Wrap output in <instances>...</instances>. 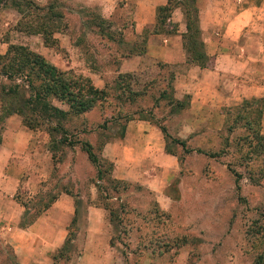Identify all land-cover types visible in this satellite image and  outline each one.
Wrapping results in <instances>:
<instances>
[{
    "label": "rangeland",
    "instance_id": "rangeland-1",
    "mask_svg": "<svg viewBox=\"0 0 264 264\" xmlns=\"http://www.w3.org/2000/svg\"><path fill=\"white\" fill-rule=\"evenodd\" d=\"M10 1L0 0V44L10 42L39 48L40 36L25 32H29L27 27L32 22V16L27 14H31V10H25L21 16L12 8ZM29 1L42 9L41 15L50 9L52 12L46 16L51 14L61 18L56 32L51 34L56 44L47 47L51 56L49 60L59 70L70 71L74 75L86 77L85 74L93 70L105 75L104 79H93L91 82L93 86H105L108 94L89 113L64 126L69 133L66 139L75 144L71 147L58 144L52 152L51 180L42 182V189L32 198L23 190H18L17 201L25 205L29 213L41 211L55 191L69 189V192L76 193L79 188L74 187L71 178L79 184L77 180L84 177V188L92 184L96 190L93 204L106 207L109 211L106 210L111 232L109 243L116 251H121L117 257L122 256V264H264V180L258 186H252L247 181L249 168L255 174L258 161L252 154H248V158L243 157L248 153L241 140L246 135L243 123H231L236 111L228 113L227 123H181V117L170 115L164 102L156 104L155 97L151 96L164 87L169 68L157 72L145 65L135 73L127 74L128 77L116 80V59L118 54L124 56L127 51L117 44L125 38L122 30L129 28L131 20L130 13L124 14V18L118 17L109 7H115L124 0ZM178 1L172 0V3ZM211 2L215 3L216 9L222 10V15H219L222 23L231 17L233 10L254 8L249 29L256 37L264 36V0ZM186 3L191 10L193 7ZM227 8L229 14H226ZM88 13L108 15L109 19L100 20L106 36H100L98 29L88 30L89 25H85ZM204 38L205 34L202 40ZM104 41L113 43L109 46V62L101 56V43ZM65 43L78 47L72 52L73 56L69 49L65 50ZM139 43L136 44V51L141 49ZM98 49L99 59L104 62L93 61V56H87V53L91 55V51L98 54ZM108 75L110 77H106ZM115 82L120 90L111 91ZM4 83L0 77V85ZM53 104L57 105L56 102ZM139 117L165 129L167 138L163 139L164 144L178 161L179 170L166 188V194L174 202L166 213L157 210L148 193L137 185L132 187L140 190V196H129L119 203L121 193L130 191V185L123 190L122 184H109L106 181L110 172L107 171V164H100L98 169L104 172V176L102 181L97 180V168L87 160L76 143L89 142L100 159L99 146L104 141L118 138L128 119ZM3 124L0 123V133ZM229 126L232 127L230 132L227 131ZM81 130L84 132L78 133ZM33 132L38 133V137H46L44 148H47L49 137L45 127L41 126ZM40 139H37L39 145L43 142ZM75 168L80 176H71L70 170ZM234 173L241 177L237 191L234 189ZM66 177L68 180H65ZM129 203L136 208L127 206ZM130 249L133 253L128 256L126 252L128 254ZM8 253L6 246L0 243V264H9Z\"/></svg>",
    "mask_w": 264,
    "mask_h": 264
},
{
    "label": "crops",
    "instance_id": "crops-1",
    "mask_svg": "<svg viewBox=\"0 0 264 264\" xmlns=\"http://www.w3.org/2000/svg\"><path fill=\"white\" fill-rule=\"evenodd\" d=\"M165 3L166 0H124L109 7L118 17L124 18V14L130 13L131 20L129 28L122 30L125 38L117 44L127 51L124 56L117 53L116 75L135 73L145 65L157 72L160 66L169 68L173 73V98L185 103L180 114L172 115L181 117V123H227L228 113L237 111L244 101L264 99V36L256 37L249 29L254 8L233 10L223 24L219 18L222 10L216 9L214 2L194 1L203 53L208 58L202 68L185 63L181 39L185 24L180 8H175L168 19L175 24L171 34H147L144 38V33L150 32L155 23L156 8ZM228 9L226 14H229ZM97 14L103 20L108 18V15ZM204 34L206 38L202 40ZM142 38L145 41L138 53L136 44L140 42V45ZM39 41V48L29 46L28 49L55 66L48 58H51L48 48ZM8 44L13 43L0 44V54ZM111 44L101 43V56L107 58L106 62L111 60ZM63 46L66 51L70 50L71 56L78 50L77 46L66 43ZM97 52L91 51L87 56L104 62L99 59V49ZM85 75L90 81L105 78L94 70ZM94 87L102 88L101 85ZM3 125L0 133V243L9 250L7 258L11 264H122V256L117 257L121 251H116L109 243L111 232L106 210L93 204L96 190L92 184L84 188V177L77 180L79 184L71 178L74 187L79 188L76 193L69 189L55 191L41 211L29 213L26 206L17 201L18 190L32 198L42 189V182L51 180L53 160L44 148L46 137L27 130L19 117L12 115ZM260 134L264 136V106ZM38 138L43 140L41 145ZM164 147L159 129L150 121L138 119L125 123L122 137L104 142L99 160L110 164L108 178L131 187L127 193H121L119 203L129 196H140V190L132 187L137 185L148 193L157 210L168 212L174 202L166 194V188L179 166L176 157L165 153ZM70 174L80 176L76 168L70 170ZM127 206L136 208L130 203ZM21 223L27 225L20 228ZM69 232L72 236L63 248ZM132 253L130 249L126 255Z\"/></svg>",
    "mask_w": 264,
    "mask_h": 264
},
{
    "label": "trees",
    "instance_id": "trees-1",
    "mask_svg": "<svg viewBox=\"0 0 264 264\" xmlns=\"http://www.w3.org/2000/svg\"><path fill=\"white\" fill-rule=\"evenodd\" d=\"M194 1L182 0L181 2L178 1L179 3H172V0H166L165 5L156 8L155 23L150 32L144 33V38L147 34H171L175 29V24L170 23L168 19L175 8H180L185 24V33L181 35L185 52V63L195 64L203 68L207 64L208 58L203 53ZM186 2L191 8L193 7L191 10L186 7ZM10 4L21 16L24 15L23 12L25 10H31V14L27 13L32 16V22L27 27L29 32L25 31L27 34L39 35L45 47H52L56 44V40L51 39V34L56 32L61 19L59 16H52L51 14L46 16L52 12L50 9L41 15L40 11L42 9L33 5L29 0H11ZM98 16L88 13L85 25H89L87 28L98 29L96 31L100 36L104 37L106 34H104V27H102L100 22L103 19ZM20 20H24V17H20ZM50 27L52 28L51 31H49ZM144 38H142L140 44L141 49L145 41ZM141 49L137 52L141 53ZM132 51L134 52L135 50ZM162 69L164 67L160 66L159 72ZM115 76L116 80H120L124 76L128 77L127 74ZM0 77L5 81L4 84L0 85V123H4L5 119L15 115L19 117L21 124L28 130L33 131L44 126L45 132L49 137L47 150L51 153V158L52 152L58 144H66L68 147L75 144L66 139L69 133L64 126L70 125L74 120L81 118L83 114L89 113L94 109L96 103L103 101L108 94L105 86L101 89L95 88L89 78L74 75L70 71L59 70L23 45L8 44L5 52L0 54ZM172 77L173 73L169 70L167 77H165L164 87L154 92L151 96L155 97L154 102L156 104L164 102L170 115H177L183 110L185 103L173 98ZM118 90L120 89L115 82L111 91ZM53 102H56L57 105L53 104ZM263 106L264 99L262 98L244 101L239 105L232 120V123H243L246 132V135L241 140L248 153H246L247 155L244 154L243 157L248 158V154H252L255 160L258 161V166L254 169L256 170L255 174L249 168L247 175V181L252 186H258L259 182L264 180V136L260 134L259 130ZM138 120L151 122V120L144 117H139ZM124 125L121 128L119 137H122ZM157 128L161 132L163 139L167 138L165 129L160 126H157ZM231 130L232 127L229 126L227 131L230 132ZM83 132L81 130L78 133ZM104 142L99 146L98 150H100ZM76 143L80 145V150L85 153L87 160L97 168L96 179L102 180L104 172H101L98 168L100 164H107V171H110V164L96 157L89 142L77 141ZM164 150L168 155L174 156L166 145ZM232 176L234 189L237 191L241 177L235 173ZM106 181L109 184H122L123 190L127 188L125 183H119L110 178H107ZM103 208L108 211L106 207ZM72 223H74V219ZM25 225L27 223H21L20 228H24ZM71 236L72 233L69 232L63 248L66 247Z\"/></svg>",
    "mask_w": 264,
    "mask_h": 264
}]
</instances>
